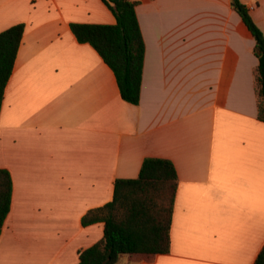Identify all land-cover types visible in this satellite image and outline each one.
<instances>
[{
	"label": "crops",
	"instance_id": "obj_1",
	"mask_svg": "<svg viewBox=\"0 0 264 264\" xmlns=\"http://www.w3.org/2000/svg\"><path fill=\"white\" fill-rule=\"evenodd\" d=\"M264 34V0H240ZM140 99L69 24L115 22L102 0H0V31L24 23L0 108L9 212L0 264H76L103 234L81 224L145 157L177 186L169 251L123 264H254L264 245V121L254 38L230 0H138Z\"/></svg>",
	"mask_w": 264,
	"mask_h": 264
},
{
	"label": "trees",
	"instance_id": "obj_2",
	"mask_svg": "<svg viewBox=\"0 0 264 264\" xmlns=\"http://www.w3.org/2000/svg\"><path fill=\"white\" fill-rule=\"evenodd\" d=\"M102 1L114 15V23L71 22L70 29L79 43L90 44L112 70L121 98L137 105L145 54L135 10L138 0ZM230 2L255 41L257 116L264 121V34L244 3ZM24 26L21 22L0 31V108ZM176 186L173 163L160 157H145L137 177L116 179L112 199L81 218L84 226L98 221L104 226L98 241L78 251L76 264H115L122 255L131 262L150 260L167 253ZM11 190L9 171L0 168V233L9 212ZM254 264H264V245Z\"/></svg>",
	"mask_w": 264,
	"mask_h": 264
},
{
	"label": "rangeland",
	"instance_id": "obj_3",
	"mask_svg": "<svg viewBox=\"0 0 264 264\" xmlns=\"http://www.w3.org/2000/svg\"><path fill=\"white\" fill-rule=\"evenodd\" d=\"M125 256H123L122 258H120V260H119V262L117 263V264H123L124 263V261H125V258H124Z\"/></svg>",
	"mask_w": 264,
	"mask_h": 264
}]
</instances>
